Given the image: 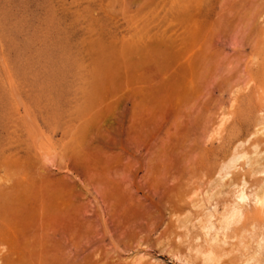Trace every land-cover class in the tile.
<instances>
[{
  "label": "rangeland",
  "instance_id": "374dc122",
  "mask_svg": "<svg viewBox=\"0 0 264 264\" xmlns=\"http://www.w3.org/2000/svg\"><path fill=\"white\" fill-rule=\"evenodd\" d=\"M263 191L264 0H0V264H264Z\"/></svg>",
  "mask_w": 264,
  "mask_h": 264
},
{
  "label": "bare ground",
  "instance_id": "6f19581e",
  "mask_svg": "<svg viewBox=\"0 0 264 264\" xmlns=\"http://www.w3.org/2000/svg\"><path fill=\"white\" fill-rule=\"evenodd\" d=\"M238 199H240V200H244L245 199V197H247L246 196V194H245V192H244V190H241L240 191V193L238 194ZM238 202H239V200H238ZM257 202L260 204V205H262V206H264V191H263V193L261 194V195H258L257 196ZM240 204V203H239ZM238 203H235V205H232L229 209H228V211L227 212H225L224 213V215H223V219H224V222H223V224H224V228L226 229V227H228L229 225L230 226H232L231 225V223L233 224V223H237L239 220L238 219H240V217H243L242 215H243V212H244V210H243V208H241L240 206H238L239 205ZM243 211V212H242ZM242 214V215H241ZM11 220V219H10ZM235 221H237V222H235ZM19 222V221H18ZM213 224V223H212ZM17 225H19L18 223H17ZM209 226V225H208ZM212 226V225H211ZM229 226V227H230ZM227 228V229H230V228ZM18 230V229H17ZM23 231V230H22ZM209 231V230H208ZM218 231V230H217ZM216 231V232H217ZM217 234V233H216ZM219 235V234H218ZM217 237V236H216ZM263 239V238H262ZM216 240V239H215ZM217 240H218V238H217ZM261 242H262V240H261ZM260 241H259V246H260V248H262L261 246H264V245H262L263 244V242L261 243ZM217 245V244H216ZM260 248H258V249H260ZM260 250H262V249H260ZM209 250H207V252H208ZM261 252V251H260ZM260 252H258V253H260ZM203 253V252H202ZM204 255H205V252H204ZM255 256V255H254ZM217 258V256H216V254H215V249H211L207 254H206V257L204 258L205 259V261L206 262H208L209 264H212V261H214L216 258ZM256 257V256H255ZM216 261V260H215ZM217 262H218V260H217ZM205 264V263H204Z\"/></svg>",
  "mask_w": 264,
  "mask_h": 264
}]
</instances>
